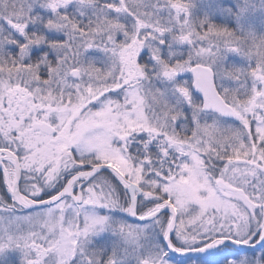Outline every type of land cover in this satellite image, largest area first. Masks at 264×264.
Segmentation results:
<instances>
[{
    "label": "snow or ice",
    "instance_id": "1",
    "mask_svg": "<svg viewBox=\"0 0 264 264\" xmlns=\"http://www.w3.org/2000/svg\"><path fill=\"white\" fill-rule=\"evenodd\" d=\"M200 3L0 0V264H264V0Z\"/></svg>",
    "mask_w": 264,
    "mask_h": 264
},
{
    "label": "rangeland",
    "instance_id": "2",
    "mask_svg": "<svg viewBox=\"0 0 264 264\" xmlns=\"http://www.w3.org/2000/svg\"><path fill=\"white\" fill-rule=\"evenodd\" d=\"M216 4L219 5V7H232L234 8L233 0H216ZM203 10V5L200 3V0H197V8L195 9V13L199 15L201 11ZM211 19L216 23H227L229 27H232V21L230 19H227L219 14H214L211 16ZM258 31H264V29H261L259 25L257 26ZM231 59H236L234 57H230ZM188 264H192V261L188 262Z\"/></svg>",
    "mask_w": 264,
    "mask_h": 264
},
{
    "label": "water",
    "instance_id": "3",
    "mask_svg": "<svg viewBox=\"0 0 264 264\" xmlns=\"http://www.w3.org/2000/svg\"><path fill=\"white\" fill-rule=\"evenodd\" d=\"M173 255H175V254H173ZM197 255L201 256V255H205V254H189V256H191V257H195Z\"/></svg>",
    "mask_w": 264,
    "mask_h": 264
},
{
    "label": "flooded vegetation",
    "instance_id": "4",
    "mask_svg": "<svg viewBox=\"0 0 264 264\" xmlns=\"http://www.w3.org/2000/svg\"><path fill=\"white\" fill-rule=\"evenodd\" d=\"M201 256H204V255H201ZM191 260H189V262H190Z\"/></svg>",
    "mask_w": 264,
    "mask_h": 264
}]
</instances>
